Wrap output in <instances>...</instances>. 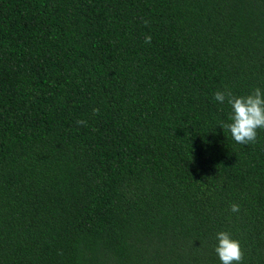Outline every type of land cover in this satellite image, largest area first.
Here are the masks:
<instances>
[{"label":"trees","instance_id":"1","mask_svg":"<svg viewBox=\"0 0 264 264\" xmlns=\"http://www.w3.org/2000/svg\"><path fill=\"white\" fill-rule=\"evenodd\" d=\"M256 87L264 0H0V264H264Z\"/></svg>","mask_w":264,"mask_h":264},{"label":"clouds","instance_id":"2","mask_svg":"<svg viewBox=\"0 0 264 264\" xmlns=\"http://www.w3.org/2000/svg\"><path fill=\"white\" fill-rule=\"evenodd\" d=\"M144 23L147 25V21ZM151 39L150 35H145L144 42L150 44ZM214 99L220 104L226 102L231 108L229 116L231 122L222 123L220 127L227 129L238 144L255 143L257 130L264 129V92L256 87L248 95L236 96L228 89L217 90ZM98 111L99 109H93L94 113ZM77 124L83 126L86 121L78 120ZM230 210L238 213L239 204H231ZM216 239L218 243L214 250L221 264H241L244 253L240 241L232 238L231 234L225 231L218 232Z\"/></svg>","mask_w":264,"mask_h":264}]
</instances>
